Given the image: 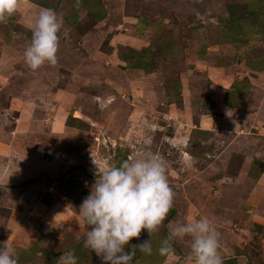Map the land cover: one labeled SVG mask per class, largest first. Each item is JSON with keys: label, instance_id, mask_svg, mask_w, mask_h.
Wrapping results in <instances>:
<instances>
[{"label": "rangeland", "instance_id": "1", "mask_svg": "<svg viewBox=\"0 0 264 264\" xmlns=\"http://www.w3.org/2000/svg\"><path fill=\"white\" fill-rule=\"evenodd\" d=\"M33 1L18 0L0 23V177L35 175L51 160L58 176L54 191L35 178L0 185V243L15 247L18 264H57L69 251L78 264H101L84 247L78 210L96 180L93 160L103 169L137 154L164 157L175 197L159 230L131 241L153 248L128 249L133 264H183L188 240L172 256L159 254L161 241L169 223L201 217L220 233L224 264H264V0ZM36 3L64 25L56 63L33 71L24 52ZM55 114L70 134H47ZM53 199L50 216L41 204Z\"/></svg>", "mask_w": 264, "mask_h": 264}, {"label": "clouds", "instance_id": "2", "mask_svg": "<svg viewBox=\"0 0 264 264\" xmlns=\"http://www.w3.org/2000/svg\"><path fill=\"white\" fill-rule=\"evenodd\" d=\"M18 8V0H0V23H5ZM63 17L55 10L42 8L32 26L29 46L24 52L28 67L36 71L46 63L55 64ZM96 167L95 183L79 206V215L88 226L84 247L101 259V264H133L137 249L152 255L151 239L131 244L142 232L151 237L167 219L175 193L168 179L167 164L157 154L132 155L119 165ZM169 233L158 252L172 256L174 244L187 239L190 250L183 264H224L220 253V233L207 217L169 223ZM0 264H18L15 247L0 243ZM57 264H78L75 253L61 255Z\"/></svg>", "mask_w": 264, "mask_h": 264}, {"label": "crops", "instance_id": "3", "mask_svg": "<svg viewBox=\"0 0 264 264\" xmlns=\"http://www.w3.org/2000/svg\"><path fill=\"white\" fill-rule=\"evenodd\" d=\"M8 105H9V107H11L10 103ZM55 117H56V114L54 115L51 122L50 121H49V123L44 122L43 128L44 129L48 128L47 134L49 133V136L52 138H62L65 136L64 134H66V135L70 134V131L68 130V128L65 127L66 121L64 120V122H62V123H60V122L56 123V122H54ZM23 126H24L23 122L21 123V127H19V125L17 126L15 124V130L17 129V132L13 131L14 133L12 132V134H15L14 136L19 138L21 135L20 132L22 133V131H23V128H24ZM0 133H1V131H0ZM23 139H26V137ZM26 143H28V140H22L21 141V144H26ZM1 146H2V142H0V150H2V151L6 150V149L1 148ZM14 153L17 155V158H19V160L21 159V162L20 161L17 162V168H20L23 166L25 167V164L27 165V161L24 162V159H27L28 155H26L25 152L18 151L17 148L14 149ZM51 161L52 162L41 161L39 163V165L36 167V174L35 175H37V176L32 175L31 173L23 174L21 172V170H18L17 172L12 174L11 177L9 176V178H7L6 175H4L3 177L1 176L0 177V185L18 186V185L24 184L26 181L33 180L35 178V182L32 183L33 186H35L37 188H43L44 190H47V188H48V190H52L55 187L56 182H54L53 184L50 182L57 179L58 162L56 161V163H55L53 160H51ZM73 173H75V171ZM68 176H70V175H67L65 177H68ZM37 177H40V179L36 180ZM52 191H54V190H52ZM48 194H49V196H51V194H52L51 191L50 192L48 191ZM57 202H58V200L53 199L50 202V206H46L44 204H41V206L44 207L45 210L50 211L49 212L50 216H55L58 214L57 209H58L59 205L57 204ZM25 206H28V205L26 204ZM67 207H68V205H67ZM10 216H12V213Z\"/></svg>", "mask_w": 264, "mask_h": 264}, {"label": "trees", "instance_id": "4", "mask_svg": "<svg viewBox=\"0 0 264 264\" xmlns=\"http://www.w3.org/2000/svg\"><path fill=\"white\" fill-rule=\"evenodd\" d=\"M31 2L32 3H35L33 0H31ZM37 4V3H36ZM38 5V4H37ZM38 6H40V7H42V8H48V7H46V6H44V5H41V4H39ZM48 9H50V8H48Z\"/></svg>", "mask_w": 264, "mask_h": 264}]
</instances>
